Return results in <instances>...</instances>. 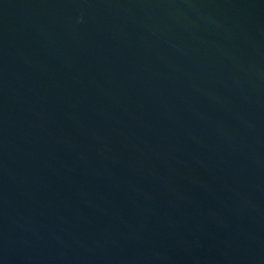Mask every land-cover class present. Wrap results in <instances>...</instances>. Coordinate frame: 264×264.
<instances>
[{
    "label": "water",
    "instance_id": "water-1",
    "mask_svg": "<svg viewBox=\"0 0 264 264\" xmlns=\"http://www.w3.org/2000/svg\"><path fill=\"white\" fill-rule=\"evenodd\" d=\"M0 264H264V0H0Z\"/></svg>",
    "mask_w": 264,
    "mask_h": 264
}]
</instances>
